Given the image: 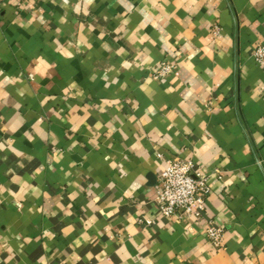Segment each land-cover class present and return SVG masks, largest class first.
I'll return each instance as SVG.
<instances>
[{
	"label": "crops",
	"instance_id": "crops-1",
	"mask_svg": "<svg viewBox=\"0 0 264 264\" xmlns=\"http://www.w3.org/2000/svg\"><path fill=\"white\" fill-rule=\"evenodd\" d=\"M260 42L264 0H0V264H264ZM178 157L202 217L160 214Z\"/></svg>",
	"mask_w": 264,
	"mask_h": 264
},
{
	"label": "built area",
	"instance_id": "built-area-1",
	"mask_svg": "<svg viewBox=\"0 0 264 264\" xmlns=\"http://www.w3.org/2000/svg\"><path fill=\"white\" fill-rule=\"evenodd\" d=\"M252 56L258 64L264 65V42L254 47ZM175 69L176 65L173 62L162 60L155 71V77H167ZM211 192L208 177L195 169L192 158H170L167 159V165L159 175L156 200L160 214L169 219H196L204 215L207 198ZM151 222L153 219L148 218L147 223ZM205 232L216 247H223L224 229L222 226L209 219Z\"/></svg>",
	"mask_w": 264,
	"mask_h": 264
}]
</instances>
